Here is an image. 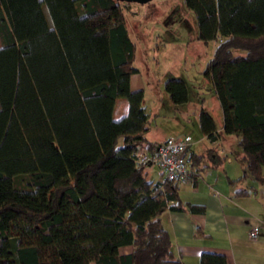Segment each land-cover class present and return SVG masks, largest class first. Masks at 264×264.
<instances>
[{"label": "trees", "instance_id": "1", "mask_svg": "<svg viewBox=\"0 0 264 264\" xmlns=\"http://www.w3.org/2000/svg\"><path fill=\"white\" fill-rule=\"evenodd\" d=\"M184 3L198 39L218 42L203 77L220 101L223 134L238 137L243 152L231 184L264 186V0ZM125 7L0 0V264H185L162 216L202 215L205 206L135 164L138 148L155 144L144 92L131 89L138 48ZM165 91L173 105L189 103L185 81L169 80ZM118 99L129 110L115 120ZM199 120L210 141L222 135L205 109ZM191 157L194 170L202 157ZM199 264L228 262L204 253Z\"/></svg>", "mask_w": 264, "mask_h": 264}, {"label": "rangeland", "instance_id": "2", "mask_svg": "<svg viewBox=\"0 0 264 264\" xmlns=\"http://www.w3.org/2000/svg\"><path fill=\"white\" fill-rule=\"evenodd\" d=\"M125 5L129 34L138 48L135 67L147 84L143 101L150 119L147 139L155 144L170 136L188 135L193 137L192 146L198 155L208 153L210 141L204 137L199 125L201 109L212 115L219 128L224 125L220 101L211 84L203 77V71L212 60L218 42L206 44L198 39L196 15L186 7L184 0H152L143 5ZM44 9L47 18H50L46 7ZM172 79L185 81L189 88V103L180 107V111L175 109L165 92V83ZM222 137L223 146L227 147L235 162L228 165L224 161L222 164L228 166L232 173H240L243 152L238 145L239 139L235 135L223 134ZM122 145L121 140L119 146ZM221 152L224 153V150ZM210 162L207 157L206 163L210 165ZM147 171L151 180H164L156 165L148 166ZM206 176L215 182L213 171L204 178ZM253 186L258 190L261 188L254 181L246 180L238 189L251 190Z\"/></svg>", "mask_w": 264, "mask_h": 264}, {"label": "crops", "instance_id": "3", "mask_svg": "<svg viewBox=\"0 0 264 264\" xmlns=\"http://www.w3.org/2000/svg\"><path fill=\"white\" fill-rule=\"evenodd\" d=\"M131 89L133 92L143 91L145 98L147 84L139 71L131 76ZM122 101L121 104L120 99L116 102L115 120L128 114V102L125 99ZM174 107L179 110L183 106ZM217 130L222 135L216 141L212 142L204 135L210 141L208 153L198 155L194 147H191L190 156L194 154L202 159L197 162L191 179L179 185L181 199L184 202L204 205L205 213L197 215L168 211L162 216L163 225L172 236L175 252L182 257L185 264H199L204 253L221 254L226 257L228 264H264V186L248 196L237 195V192L244 189L239 190L240 184L234 185L231 181L242 176L243 166L241 165L240 173H232L228 166H223L224 161L228 165L235 162L227 147L223 146V127L217 126ZM186 136L188 135L178 137ZM171 137L173 136L169 138ZM207 157L211 161L210 165L206 163ZM212 171L215 182L210 177L204 178ZM253 228H260L257 239L249 237V231ZM131 252V247L122 250L124 254Z\"/></svg>", "mask_w": 264, "mask_h": 264}, {"label": "built area", "instance_id": "4", "mask_svg": "<svg viewBox=\"0 0 264 264\" xmlns=\"http://www.w3.org/2000/svg\"><path fill=\"white\" fill-rule=\"evenodd\" d=\"M194 140L190 136L171 137L153 148L143 144L135 152V164L138 167L156 165L164 179L175 182H186L192 175L194 160L190 156V149ZM260 228L249 231L251 239H257Z\"/></svg>", "mask_w": 264, "mask_h": 264}, {"label": "water", "instance_id": "5", "mask_svg": "<svg viewBox=\"0 0 264 264\" xmlns=\"http://www.w3.org/2000/svg\"><path fill=\"white\" fill-rule=\"evenodd\" d=\"M121 3H127V4H131V3H136V4H147L149 2H151L152 0H118Z\"/></svg>", "mask_w": 264, "mask_h": 264}]
</instances>
